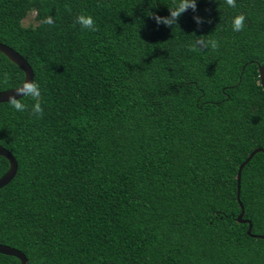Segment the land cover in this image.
<instances>
[{"label": "trees", "instance_id": "trees-1", "mask_svg": "<svg viewBox=\"0 0 264 264\" xmlns=\"http://www.w3.org/2000/svg\"><path fill=\"white\" fill-rule=\"evenodd\" d=\"M182 2L0 0V42L31 65L43 108L0 102V145L18 163L0 243L29 264H264V151L240 199L237 178L264 148V0H196L157 20ZM24 81L0 51V91ZM9 167L0 155V178Z\"/></svg>", "mask_w": 264, "mask_h": 264}, {"label": "water", "instance_id": "water-1", "mask_svg": "<svg viewBox=\"0 0 264 264\" xmlns=\"http://www.w3.org/2000/svg\"><path fill=\"white\" fill-rule=\"evenodd\" d=\"M0 51L4 53L5 55H7L17 65H19L25 72V81L20 87L6 90V91H0V102H9V101L19 99L23 96V93L17 90L22 89L26 83H33L34 71L31 65L29 64V62L27 61V59L23 57L17 50L12 48L11 46L0 42ZM259 72H260L261 84L264 88V65H261L259 67ZM258 151H264V148L262 147L256 148L250 154V156L246 159V161L243 164H241L238 170V175H237L238 199H240L239 194H240V187H241L242 168L251 159V157ZM0 155L6 157L10 162L9 170L0 178V188H2L3 186L7 185L16 175L17 170H18V163L13 153L2 145H0ZM243 215H244V209H242L241 214L238 216V220L241 222H248L249 223L248 233H251L252 223L250 220L243 219ZM0 253L17 257L20 260L21 264H29V260L27 256L21 250L17 248H13L9 245L0 243Z\"/></svg>", "mask_w": 264, "mask_h": 264}, {"label": "clouds", "instance_id": "clouds-1", "mask_svg": "<svg viewBox=\"0 0 264 264\" xmlns=\"http://www.w3.org/2000/svg\"><path fill=\"white\" fill-rule=\"evenodd\" d=\"M236 2L237 0H225V3L229 7H232V8L236 7ZM189 6H191L192 8H195L196 0H183V2L178 5V8L176 10L171 9V18L157 16V20L158 21L163 20L168 25H173L176 22L177 17L183 11H185ZM245 21H246V17L243 13L235 15L232 18V22H231L232 30L236 32L241 31L245 27ZM48 22L50 23L51 19H49ZM77 23L80 24L82 28L91 29L93 31L95 30V20L91 15L80 14L77 17ZM210 43H211L212 48L217 47V44L215 41H210ZM17 91L23 93V95H27L33 98L35 103L32 105V111L37 115L42 114L43 108L39 100L41 93H40V88L38 84L26 83L22 89H18ZM12 105L17 111L22 112L25 110V105L18 100H13Z\"/></svg>", "mask_w": 264, "mask_h": 264}, {"label": "rangeland", "instance_id": "rangeland-1", "mask_svg": "<svg viewBox=\"0 0 264 264\" xmlns=\"http://www.w3.org/2000/svg\"><path fill=\"white\" fill-rule=\"evenodd\" d=\"M23 24L27 26L30 24L33 25L38 24V21L36 20V12L35 11L30 12L28 16L23 20Z\"/></svg>", "mask_w": 264, "mask_h": 264}]
</instances>
